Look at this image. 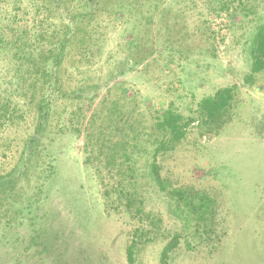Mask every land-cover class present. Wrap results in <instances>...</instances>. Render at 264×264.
Segmentation results:
<instances>
[{"label":"rangeland","instance_id":"rangeland-1","mask_svg":"<svg viewBox=\"0 0 264 264\" xmlns=\"http://www.w3.org/2000/svg\"><path fill=\"white\" fill-rule=\"evenodd\" d=\"M61 1L0 0V24L56 40L67 13L92 6ZM100 3L105 10L76 19L83 31L60 67L48 130L16 185L13 206L0 212V264H129L133 242L136 264H160L174 237L179 244L169 264H264V69L252 74L264 0H143L136 10L131 0ZM119 4L127 10L122 19ZM8 30L0 36L18 34ZM151 46L156 52L133 65ZM11 55L0 49V104L11 97L14 116L0 122V173L17 164L37 125L36 103L12 77L20 64ZM225 87L234 88V100L222 128L190 123L186 137L156 160L169 190L192 188L215 199L214 215L199 223L152 177L154 126L168 107L201 119V100ZM121 114L141 134L130 163L99 153L100 125ZM130 165L142 214L129 212L117 193L130 181Z\"/></svg>","mask_w":264,"mask_h":264},{"label":"trees","instance_id":"trees-1","mask_svg":"<svg viewBox=\"0 0 264 264\" xmlns=\"http://www.w3.org/2000/svg\"><path fill=\"white\" fill-rule=\"evenodd\" d=\"M100 1L101 0H92V6H90L89 9L86 7V10L81 14L72 16L67 13L66 16L68 17V20H66V22L62 25L61 36L57 37L56 40L52 39L45 42L38 38V34L31 37L28 34V31L20 27L14 28L12 24H9L8 28H6L7 26L0 24V33L1 31H6L8 29L18 33L17 35L10 34V31L8 30L10 35L7 34L5 38L0 36V49L3 48L7 53H12L11 59L19 62L20 68L16 70L15 76L12 77L19 80V91H25V96L30 99L31 102L36 103L37 109L36 129L31 137L28 138L17 164L10 171L0 173V212H9L10 208L13 206V194L15 192L16 185L18 184L20 178L24 176L25 169L28 167V164L31 163L32 159L37 154L42 137L48 130L54 99L57 95H59L61 89V80L59 79L60 67L65 59L67 49L75 45L79 31H83L82 27L76 23V19L86 18L90 15H97L99 11L105 10L106 8L104 9V7L101 6ZM142 1L143 0H131L129 9L136 10ZM234 1L235 0H224L225 5H230V3ZM58 2L59 4H64V1L58 0ZM118 7L119 10L116 11V17L122 19L125 17V11L127 10H125L126 8L124 4H119ZM19 28L20 30L17 32V29ZM136 37L137 36H134L130 42L134 48L137 49L140 47V43L139 39ZM27 41L31 44H35L36 41H41V44L39 43V46L34 47V49H32L34 46V44H32L31 49H28L29 46ZM255 42L256 45L253 49L254 60L252 65V74L258 73L264 69V26L259 29ZM155 52V48L152 46L148 47L142 56H135L133 65L141 64ZM23 65H27L28 68L22 70L21 67ZM125 70L126 69H123L121 74H124ZM73 93L75 92L73 91ZM1 100L0 122L11 120L14 117L9 115L12 98L5 97ZM233 100L234 88H221L214 95L207 96L201 100V119H185L181 113L174 110L172 107H168L160 112L158 120L154 126L157 131V135L151 142L153 147L151 152L152 162L150 164L152 177L162 190L167 191L172 197H175L177 200L184 203L188 212L196 215V219L199 223L209 220V217L214 215L216 209L215 199L205 192H200L192 188H173L169 190L164 183L160 172L161 168L157 164L156 160L159 154L174 149L176 145L186 137L187 128L190 123L197 122L198 124L204 125L210 131L220 130L227 122L226 117L230 112ZM123 115L125 114L118 115V118H113L109 115L110 117L108 116L103 122L107 123L108 127L103 124L100 125V132L102 136H99L101 140V144L99 143V153L102 156H108L109 160H115V158L118 157L119 159H123L130 163L133 159L135 161L134 154L135 152L137 153L136 150L141 147L139 143L141 134L136 131L133 122H129L128 116V120L124 122L125 117ZM120 122H123L124 124H121ZM113 124L115 125L112 129L111 127ZM92 126L93 118H90L86 130L88 134V149L92 141L90 137V130ZM109 126H111L110 128L112 131L105 135V130L109 128ZM114 130L118 131V133H115ZM92 131H95L93 127ZM126 131L130 134L126 133ZM114 134L118 136L115 141L112 140V136ZM107 141H109L111 145L109 147L106 146V150H103V145H105ZM121 165H124V163ZM128 173L130 181L128 184L121 183L122 185L120 189L117 190V193L120 195L118 196L120 198H124L125 205L129 212L142 214L145 212L144 203L143 200L137 201V179L135 169L132 165L128 167ZM136 203L139 204L136 205ZM138 231L143 232L144 228H140ZM178 244V237H174L170 242H168L162 251L160 264H169V253L174 250ZM135 245L136 243L133 242L128 248L129 264H136V259L133 253Z\"/></svg>","mask_w":264,"mask_h":264}]
</instances>
